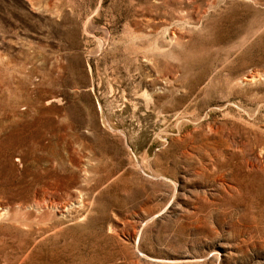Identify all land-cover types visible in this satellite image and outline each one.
<instances>
[{"label":"rangeland","instance_id":"rangeland-1","mask_svg":"<svg viewBox=\"0 0 264 264\" xmlns=\"http://www.w3.org/2000/svg\"><path fill=\"white\" fill-rule=\"evenodd\" d=\"M0 264H264V0H0Z\"/></svg>","mask_w":264,"mask_h":264}]
</instances>
